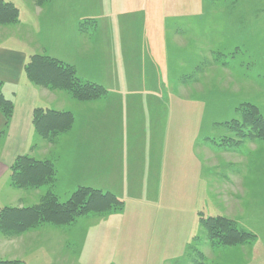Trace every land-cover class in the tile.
I'll list each match as a JSON object with an SVG mask.
<instances>
[{"label": "rangeland", "instance_id": "374dc122", "mask_svg": "<svg viewBox=\"0 0 264 264\" xmlns=\"http://www.w3.org/2000/svg\"><path fill=\"white\" fill-rule=\"evenodd\" d=\"M19 1L17 21L0 25V41L25 46L28 84L69 105L33 110L32 118L36 110L68 114L48 137L32 122L37 152L23 155L47 162L53 175L18 188L9 169L10 187L25 196L5 208H32L48 194L65 203L78 188L112 195L119 206L68 225L0 232V252L15 254L0 262L264 264V139L243 115L252 107L264 120V0ZM35 55L72 67L103 95L79 101L42 86L25 72ZM141 97L159 104H138ZM117 98L129 102L111 104ZM9 102L10 117L0 112L5 124ZM106 145L118 159L112 174L109 151L88 152ZM92 165L96 174L85 170ZM213 217L254 239L212 243L201 220Z\"/></svg>", "mask_w": 264, "mask_h": 264}, {"label": "trees", "instance_id": "16d2710c", "mask_svg": "<svg viewBox=\"0 0 264 264\" xmlns=\"http://www.w3.org/2000/svg\"><path fill=\"white\" fill-rule=\"evenodd\" d=\"M17 9L4 0H0V25H11L17 21ZM25 72L36 76L35 80L42 86L52 89H62L69 92L79 101L95 100L103 95V89L94 84L81 83L72 67L47 56L35 55L29 59ZM34 78V77H33ZM0 112L9 118L12 105L5 100L0 90ZM246 126L257 137L264 139V120L258 117L254 108H246L243 113ZM68 114L56 113L51 110L34 111L32 122L37 133L44 137L57 133L63 126L64 118ZM11 183L18 188L38 187L47 184L53 172L47 162H37L26 156L18 157L10 166ZM119 203L112 195L102 194L87 188H78L65 203L48 194L40 203L32 208L8 209L0 212V232H24L41 224L68 225L77 218L91 212H105L117 209ZM201 226L207 237L214 244L231 247L243 245L254 237L223 217H213L201 220ZM0 264H11L0 262Z\"/></svg>", "mask_w": 264, "mask_h": 264}, {"label": "crops", "instance_id": "0c3cea01", "mask_svg": "<svg viewBox=\"0 0 264 264\" xmlns=\"http://www.w3.org/2000/svg\"><path fill=\"white\" fill-rule=\"evenodd\" d=\"M5 1L11 3L16 9L18 8L19 10V0ZM2 39L5 40L4 37H2ZM29 54L30 51L25 46L21 48L9 47L4 45L0 41V90L4 99L9 100L13 103V113L7 124H5L4 118L2 117V115H0V139H2L0 140V212L5 207H19V200L22 198V196H25V194L23 195V193L18 192L17 190H14L10 187L8 170L13 159L16 156H23L26 154L34 155V153L37 152V149L36 152H34V149L31 146L33 143L32 139L34 135V131L32 128L33 110L39 106L51 108V105L56 104V107H53V109H51L56 111H62L66 109V106L69 105L68 101H66L65 98H63L62 96H60L61 99H59V101L56 100V102L53 103L52 92H49L47 90L42 91L39 90V88L33 87L28 84L24 76V65L27 61ZM55 58L58 59V57L56 56ZM123 99H111V104L119 105L122 102H129L128 99H125L124 101ZM137 102L138 104L142 105L159 104L158 100L157 102H155L154 100H150L149 98L144 99L143 97L138 98ZM109 104L110 103H108V105ZM145 116L148 117V115ZM107 146L108 145H106L103 151L98 150L99 148L97 146L96 150L95 148L92 149L89 147L88 152L95 154L108 153L109 146ZM115 151L116 150H114L110 146L109 167L119 166L115 165L116 161H118L117 156H114ZM88 158H91L92 160L95 157L89 156ZM93 161L95 162V160ZM112 167L110 169L111 174L114 171H117L114 170L112 172ZM85 170H87L88 173L91 171V174H96L97 171L94 165H92V167L90 166L86 168ZM108 176L109 172L104 174V177L108 178ZM78 182L87 184V186H93L91 184H95L96 181H92L91 183L90 181ZM13 253L0 252V259H9L15 256V254Z\"/></svg>", "mask_w": 264, "mask_h": 264}]
</instances>
